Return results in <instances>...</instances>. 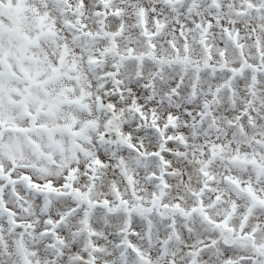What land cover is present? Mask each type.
I'll use <instances>...</instances> for the list:
<instances>
[{"label":"snow or ice","instance_id":"6c2138e0","mask_svg":"<svg viewBox=\"0 0 264 264\" xmlns=\"http://www.w3.org/2000/svg\"><path fill=\"white\" fill-rule=\"evenodd\" d=\"M0 264H264V0H0Z\"/></svg>","mask_w":264,"mask_h":264}]
</instances>
